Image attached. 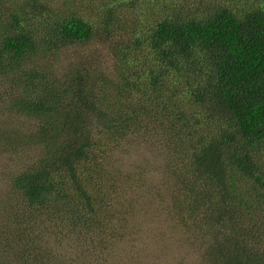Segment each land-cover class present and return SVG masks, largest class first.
Listing matches in <instances>:
<instances>
[{"label":"trees","instance_id":"trees-1","mask_svg":"<svg viewBox=\"0 0 264 264\" xmlns=\"http://www.w3.org/2000/svg\"><path fill=\"white\" fill-rule=\"evenodd\" d=\"M50 2L0 0V264H73L50 235L114 264L149 209L111 158L141 144L202 264H264V0Z\"/></svg>","mask_w":264,"mask_h":264},{"label":"rangeland","instance_id":"rangeland-1","mask_svg":"<svg viewBox=\"0 0 264 264\" xmlns=\"http://www.w3.org/2000/svg\"><path fill=\"white\" fill-rule=\"evenodd\" d=\"M50 1L48 0L49 4L51 3ZM54 1L52 0V3ZM79 1L83 6L85 17L89 15L90 20H96L99 16L98 14L95 15V13L97 9H100L97 8V5L101 6L106 0ZM92 47L93 49H91ZM104 49V44L101 43L86 46V52L91 50L93 59L96 62H102L105 59L108 53L103 54L104 51L101 50ZM8 122L11 124V120H8ZM6 127L11 128L10 125H6ZM144 145L133 146L128 150L127 154L122 153L119 156L116 153L111 158L113 166L118 167L122 164V168L126 169V171L134 169L138 173L137 175L143 178L142 185L145 186V192L140 199L137 196H127L125 194L118 199L131 204L132 198L135 197L141 202L143 207L146 206L149 209L147 215L143 212L138 214L139 209L135 210L138 216H144L136 219L139 223L138 233H136L138 235L131 237V240L127 241L126 245L123 244V241L122 244H117L114 251L115 254L112 257L115 261L114 264H202L197 248L190 243L194 240L193 237L191 238L192 233L188 232L186 227L174 215H171L172 219L168 217L170 190L162 189L163 167H161V163L163 157L161 152L157 148ZM6 152H0V187L5 183L2 178L3 173L9 167L19 165L23 158L21 153L8 155ZM160 157H162V161ZM139 162L144 165L141 170L136 167ZM4 192L5 190L0 189V197ZM147 198L150 199L149 204ZM1 203L5 205V202L2 201ZM69 241L67 239L58 242L50 235L48 242L64 258L74 259L75 262L73 264H92L90 251L83 247L81 248V246H75ZM123 245L128 249L124 248ZM129 251L134 253H129ZM50 252L55 255V252ZM7 255L11 256V253L2 250L0 247V260L2 257L6 258Z\"/></svg>","mask_w":264,"mask_h":264}]
</instances>
